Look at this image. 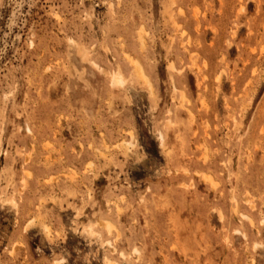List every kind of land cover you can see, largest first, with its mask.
<instances>
[{
  "label": "rangeland",
  "instance_id": "1",
  "mask_svg": "<svg viewBox=\"0 0 264 264\" xmlns=\"http://www.w3.org/2000/svg\"><path fill=\"white\" fill-rule=\"evenodd\" d=\"M0 264H264V0H0Z\"/></svg>",
  "mask_w": 264,
  "mask_h": 264
},
{
  "label": "bare ground",
  "instance_id": "2",
  "mask_svg": "<svg viewBox=\"0 0 264 264\" xmlns=\"http://www.w3.org/2000/svg\"><path fill=\"white\" fill-rule=\"evenodd\" d=\"M132 59V64L134 65L138 75L144 79V80H147V76L144 72V69L142 67V65L135 59L133 58H130V60ZM113 82L115 84H120V85H123L125 83V79L123 78L122 74L120 72H115L113 73ZM208 178V177H207ZM205 178V179H207ZM214 188V187H213ZM248 203V202H247ZM251 204V203H250ZM252 205V204H251ZM235 211V210H234ZM222 217V216H221ZM251 222V221H250ZM111 224V223H108V225ZM111 227V226H110Z\"/></svg>",
  "mask_w": 264,
  "mask_h": 264
}]
</instances>
